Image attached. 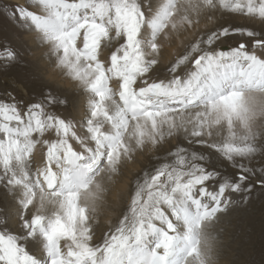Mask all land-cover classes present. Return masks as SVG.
Returning a JSON list of instances; mask_svg holds the SVG:
<instances>
[{"label": "snow or ice", "instance_id": "6c2138e0", "mask_svg": "<svg viewBox=\"0 0 264 264\" xmlns=\"http://www.w3.org/2000/svg\"><path fill=\"white\" fill-rule=\"evenodd\" d=\"M7 7L85 93L86 115L52 89L32 92L3 75L22 58L0 46V75L12 81L0 95V191L13 202L0 208V264H210L209 229L218 214L233 196L247 200L257 185L264 191V131L253 127L257 113L244 100L246 91L264 92V28L208 25L224 13L264 25V0H27ZM181 32L195 39L161 78L160 41ZM234 35L251 46L220 47ZM181 134L206 151L178 145L172 162L137 183L114 232L96 241L92 221L108 192L105 178ZM214 155L235 174L214 168Z\"/></svg>", "mask_w": 264, "mask_h": 264}, {"label": "rangeland", "instance_id": "374dc122", "mask_svg": "<svg viewBox=\"0 0 264 264\" xmlns=\"http://www.w3.org/2000/svg\"><path fill=\"white\" fill-rule=\"evenodd\" d=\"M24 3L26 4L27 0H24ZM24 3H16L14 0H0V46H8L15 49L20 53L22 58V63L3 75L15 77L23 83H27L32 92L52 89L54 93H58L61 97H67L70 105H74L79 109V115L85 116V102L83 99L85 93L78 89L76 83L65 72L58 69L60 79L63 82L62 85L58 84V81L56 85L46 83L47 80L49 81V71L53 72L57 69L49 56L48 45L39 43L34 39L33 32L19 26L15 19L11 18V8L7 7L13 4L25 5ZM208 26L210 28L230 26L232 28H245L256 31L264 28V25L252 19L229 13L218 15ZM194 39L195 33L185 32L174 34L170 40L161 39L160 42L163 45L161 58L167 56L168 60L166 63H162L161 61V64L158 66L157 74L159 77H164L167 66L177 56L182 55ZM241 42L248 44L249 47L251 46V42L246 36L234 35L225 38L220 47L228 50L231 47H236ZM104 55L108 57L109 54L105 52ZM33 71L35 72L34 75L31 74ZM3 75H0V95L3 94L7 85L12 83V81H5ZM54 87H58L63 93H59ZM23 94L17 89L18 96ZM218 131V138L223 139L226 136V130L220 128ZM178 145L197 152L206 151L195 144L187 143L181 134L159 148H149L137 153L131 163H125L121 167L119 175L114 176L111 181L105 178V182L109 183V185L113 182L120 184L123 181H127L129 184V188L127 189L129 198L125 197L123 199V203L118 210L115 209V205L109 207L107 204L109 201L103 204L104 206L106 205L105 208H108V210L117 211V214L111 217L112 223L104 221V218L106 219L107 217V211L104 214L97 211L96 214L99 215L96 216L97 221H92L96 241L101 240L105 233L114 232L123 217L130 213L131 199L133 198L137 183L144 178L145 174L151 175L163 163L172 162L174 158L169 153ZM211 163L214 168H219L225 173L234 175L236 172L227 160L218 156L214 155ZM253 166L259 172L260 165L254 164ZM109 187H107L108 193L106 199L112 200ZM1 196L3 198L0 199V202H3L2 200L5 197ZM247 196V200L244 199L243 195L233 196L234 203L229 206L226 212L218 214V220L209 229L214 237L212 241V254H215L214 257L220 264H264V191H261L259 185H257ZM6 203L5 207L4 205H0V208L8 209L13 205L11 200H7ZM165 210L167 211V209ZM13 231H18V229L14 227ZM180 231H183L182 225L180 226Z\"/></svg>", "mask_w": 264, "mask_h": 264}, {"label": "bare ground", "instance_id": "6f19581e", "mask_svg": "<svg viewBox=\"0 0 264 264\" xmlns=\"http://www.w3.org/2000/svg\"><path fill=\"white\" fill-rule=\"evenodd\" d=\"M14 2H16V3H21V4H23L24 3V0H14ZM25 4V3H24ZM34 34V33H33ZM31 36H33L32 34H31ZM30 36V37H31ZM28 37V36H27ZM30 39V38H29ZM37 54V53H36ZM173 56H174V54H173ZM168 60V57L166 56V57H162L161 58V61H162V63H166V61ZM56 68V67H55ZM31 74L32 75H34L35 74V72L33 71V72H31ZM47 74V73H46ZM46 78H47V75H46ZM48 78H49V81L47 80L46 81V83H48V84H51V85H56V82L58 81V84H60V85H62L63 84V82L61 81V79H60V73H59V70L58 69H55L53 72H51V71H49V74H48ZM59 78V79H58ZM58 86V85H57ZM54 89L55 90H57L59 93H61L62 92V90H60L58 87H54ZM63 93V92H62ZM74 147H76V145H75V143H74ZM35 156H36V159L39 161V160H41L42 159V156H43V153L41 152V149H40V147L38 146V148H37V151H36V153H35ZM123 181V180H122ZM105 186L106 187H108V186H110L109 187V189H110V194H111V196H112V200H108V199H106L107 198V193H106V198H105V200H104V202L98 207V210L97 211H99L100 213H102L103 212V214H104V212H106L107 211V217H106V219L104 218V221L106 220L107 222H109V223H112V221H111V217L112 216H115L116 214H117V211H114V210H112V209H110V210H108V208H105V206L103 205L104 203H107L106 201H109V203H107L108 204V206L109 207H111L112 205H115L116 206V210H118L119 209V207H121V205H122V203H123V199L125 198V197H127V198H129L128 197V193H127V189L129 188V184H128V182L127 181H123L122 183H120V184H117V183H112L111 185H109V183H106L105 182ZM122 190H123V192H122ZM120 192V193H119ZM1 195H3L4 196V194H3V192L2 191H0V199L1 198H3ZM126 200V199H125ZM3 202H0V205L2 206V205H4V207H5V205L7 204L6 203V200L5 199H3L2 200ZM98 214H96L95 215V217H94V219H93V221L95 222V221H97V216ZM99 216V215H98ZM99 218V217H98ZM215 256V254H212V259L216 262V264H220V262H218L217 260H216V258L214 257Z\"/></svg>", "mask_w": 264, "mask_h": 264}, {"label": "clouds", "instance_id": "9594fccd", "mask_svg": "<svg viewBox=\"0 0 264 264\" xmlns=\"http://www.w3.org/2000/svg\"><path fill=\"white\" fill-rule=\"evenodd\" d=\"M244 100L246 106L253 112L257 113V116L251 122L254 128H259L264 131V92L246 91L244 94ZM240 131H244L243 128H239ZM210 264H216L214 260Z\"/></svg>", "mask_w": 264, "mask_h": 264}]
</instances>
